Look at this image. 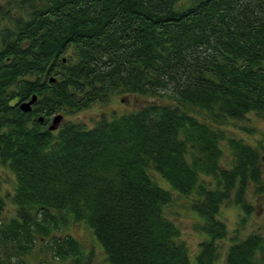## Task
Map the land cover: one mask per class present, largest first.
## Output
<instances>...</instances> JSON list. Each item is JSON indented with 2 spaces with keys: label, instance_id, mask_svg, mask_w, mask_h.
I'll return each instance as SVG.
<instances>
[{
  "label": "trees",
  "instance_id": "trees-1",
  "mask_svg": "<svg viewBox=\"0 0 264 264\" xmlns=\"http://www.w3.org/2000/svg\"><path fill=\"white\" fill-rule=\"evenodd\" d=\"M33 94L30 111L10 103ZM117 94L138 102L92 127H44ZM249 113L264 116V0H5L0 163L13 178L0 213L9 203L13 214L0 219V264H31L37 241L89 264L75 238L53 237L70 221L91 230L110 264H216L220 206L248 216L247 190L264 192L259 150L222 129ZM173 191L193 194L204 220L209 238L194 257L165 214ZM232 240L225 264H264L263 234Z\"/></svg>",
  "mask_w": 264,
  "mask_h": 264
},
{
  "label": "rangeland",
  "instance_id": "rangeland-1",
  "mask_svg": "<svg viewBox=\"0 0 264 264\" xmlns=\"http://www.w3.org/2000/svg\"><path fill=\"white\" fill-rule=\"evenodd\" d=\"M4 1L0 0V4ZM136 102L138 100L132 95L117 94L106 103L96 102L89 108L75 113L65 114L63 120L64 122H81L87 127H92L102 112H105L106 115L127 112ZM222 129L225 134L231 137L242 138L251 146L257 147L261 155L259 164L261 178L264 181V159L262 158L264 156V116L249 113L245 119L231 120L229 123L224 124ZM228 154V151H225L220 159L223 167H229L231 165V156ZM12 178L13 175L0 163L1 194L4 191H12V186L8 185V181ZM157 182L163 187L169 188L167 182L159 177H157ZM193 197V194L184 196L173 191V202L167 205L165 210L166 216L178 227L179 239L186 243L189 254L192 257L198 253L200 244L209 238L201 229L204 223L203 218L189 206ZM246 199L253 207L248 216L245 215L242 209L231 203L221 205L218 210L217 219H220L225 224L226 234L223 238L215 240L217 251L219 252L216 264H225L227 247L233 242V238L242 239L256 231L264 236V192L262 195L256 194L254 187L251 185L246 192ZM11 208V205L7 203L4 206L3 212L0 213V219H5L8 215H12L13 211H11ZM243 217L245 220H243ZM64 235L75 238L83 246L86 259L90 258L89 264H110L99 242L94 239L93 233L84 223L70 221L65 226L53 232V237L61 238ZM46 239L49 240V237L42 238L40 241ZM46 243L45 241L42 243L37 241L32 248V253L24 257L25 260L31 264H69L67 260L62 261L54 258L51 249L45 247ZM2 252L3 249L0 248V258L2 257ZM11 261L13 262L14 259ZM193 262L194 259L192 260V264Z\"/></svg>",
  "mask_w": 264,
  "mask_h": 264
},
{
  "label": "water",
  "instance_id": "water-1",
  "mask_svg": "<svg viewBox=\"0 0 264 264\" xmlns=\"http://www.w3.org/2000/svg\"><path fill=\"white\" fill-rule=\"evenodd\" d=\"M63 61L65 60V58L62 59ZM55 78L54 77H50L49 81H54ZM37 96L35 94H33L29 100L27 101H23L20 104V108L22 111L27 112L31 110V106L32 104L36 101ZM63 119V115L62 114H56L53 116L51 123L48 126L49 130H55L61 123ZM39 120H43V117H39Z\"/></svg>",
  "mask_w": 264,
  "mask_h": 264
},
{
  "label": "flooded vegetation",
  "instance_id": "flooded-vegetation-1",
  "mask_svg": "<svg viewBox=\"0 0 264 264\" xmlns=\"http://www.w3.org/2000/svg\"><path fill=\"white\" fill-rule=\"evenodd\" d=\"M30 98H26V99H21V97L20 96H18V95H15L11 100H10V103L11 104H16L17 106H18V108H20V104H21V102H23V101H27V100H29ZM34 104V103H33ZM33 104H32V106H31V109L33 108ZM21 109V108H20ZM24 112V111H23ZM58 112H55V113H53L51 116H50V118H49V120L46 122V124H44V127H48V125H49V123H50V121H51V119H52V117L55 115V114H57ZM43 117V115L42 114H40V115H38V121L40 122V123H44V117H43V120H39V117ZM63 119H64V115H63ZM62 119V121H61V123H64V120ZM66 122V121H65ZM60 123V124H61ZM59 128V127H58ZM57 128V129H58ZM57 129H55L54 131H56ZM263 159H264V156L262 157ZM263 193H261L260 195H262ZM261 234V233H260Z\"/></svg>",
  "mask_w": 264,
  "mask_h": 264
}]
</instances>
